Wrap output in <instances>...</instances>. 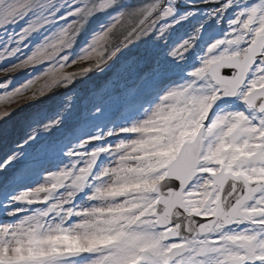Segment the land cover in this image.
I'll return each instance as SVG.
<instances>
[{"label": "snow or ice", "instance_id": "snow-or-ice-1", "mask_svg": "<svg viewBox=\"0 0 264 264\" xmlns=\"http://www.w3.org/2000/svg\"><path fill=\"white\" fill-rule=\"evenodd\" d=\"M94 27L82 55H62ZM0 29V43L16 45L0 57L20 52V68L50 61L48 75L94 61L61 71L47 92L137 41L146 59L187 76L146 118L82 140L42 179L0 142V264H264V0H0Z\"/></svg>", "mask_w": 264, "mask_h": 264}, {"label": "rangeland", "instance_id": "rangeland-1", "mask_svg": "<svg viewBox=\"0 0 264 264\" xmlns=\"http://www.w3.org/2000/svg\"><path fill=\"white\" fill-rule=\"evenodd\" d=\"M64 24V21L59 20L52 25H45L38 34L33 33L24 42L21 52L25 56L31 55L37 45L52 38ZM14 27L10 25L8 30L12 31ZM97 31H100L99 27L81 32L73 47L62 55H68L70 61L82 55ZM5 35V31L0 29V39ZM5 47L12 49L16 45L11 42L0 43V51ZM23 59L20 52L0 57V71L6 73L0 74V96L5 91L13 94L10 100L0 101V142L21 151L22 159L34 163L38 174L32 177L33 181L42 179L44 169L63 166L68 161L65 155L67 150L82 140L130 126L146 118L168 87L183 84L187 78L186 73L171 69L165 71L163 64L157 65L153 60L146 59L143 41L121 50L100 70L89 71L66 87H56L48 92L45 85L61 71L79 72L94 61L69 64L62 70L56 67L52 73L43 75V70L52 68L53 62L45 61L36 67L20 68ZM129 61L132 63L129 64ZM36 76L40 79L27 91L19 92L21 86ZM42 88L46 94L39 96ZM14 90L19 94H15ZM33 93L37 94V98H34ZM56 120L58 124L48 131L44 130V125ZM33 135L35 139L29 140Z\"/></svg>", "mask_w": 264, "mask_h": 264}, {"label": "clouds", "instance_id": "clouds-1", "mask_svg": "<svg viewBox=\"0 0 264 264\" xmlns=\"http://www.w3.org/2000/svg\"><path fill=\"white\" fill-rule=\"evenodd\" d=\"M190 118H191V117H190ZM205 119H207V114H205ZM200 127H201V129H203V128H204V124L201 123V124H200ZM213 142H214V141H213L212 139H209V140H208V143H209V144H211V143H213ZM105 206H107V205H105Z\"/></svg>", "mask_w": 264, "mask_h": 264}, {"label": "water", "instance_id": "water-1", "mask_svg": "<svg viewBox=\"0 0 264 264\" xmlns=\"http://www.w3.org/2000/svg\"><path fill=\"white\" fill-rule=\"evenodd\" d=\"M93 143H97V142H93Z\"/></svg>", "mask_w": 264, "mask_h": 264}]
</instances>
